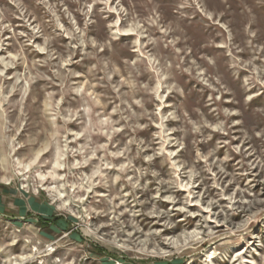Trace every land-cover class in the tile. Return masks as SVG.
I'll list each match as a JSON object with an SVG mask.
<instances>
[{
    "label": "rangeland",
    "instance_id": "obj_1",
    "mask_svg": "<svg viewBox=\"0 0 264 264\" xmlns=\"http://www.w3.org/2000/svg\"><path fill=\"white\" fill-rule=\"evenodd\" d=\"M0 264H264V0H0Z\"/></svg>",
    "mask_w": 264,
    "mask_h": 264
}]
</instances>
